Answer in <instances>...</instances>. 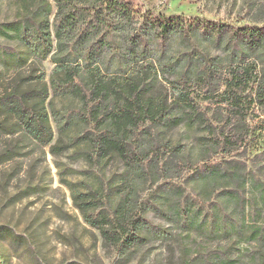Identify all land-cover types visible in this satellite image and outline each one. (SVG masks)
Masks as SVG:
<instances>
[{
	"label": "trees",
	"instance_id": "16d2710c",
	"mask_svg": "<svg viewBox=\"0 0 264 264\" xmlns=\"http://www.w3.org/2000/svg\"><path fill=\"white\" fill-rule=\"evenodd\" d=\"M19 5L0 38L25 48L30 66L49 62L53 70L48 80L43 71L0 93V137L20 136L53 156L70 151L80 160L81 171L58 166L60 182L118 261H133L151 239L163 238L147 220L161 207L184 231L212 238L238 235L251 221L264 246V181L238 152L250 139L249 110L264 113V27L191 20L186 34L184 18L142 21L125 0ZM190 34L205 51L167 59L168 45ZM209 48L226 57L212 59ZM3 59L14 61L18 75L29 62L10 46H0ZM168 71L173 96L161 80ZM201 97L218 99L213 114L202 110ZM13 155L3 150L0 166ZM254 157L263 177L264 151ZM74 173L78 178H70ZM166 178L179 185L161 182ZM205 202L222 204L226 214L215 206L210 219ZM256 260L264 264V254ZM196 262L236 264L222 253L182 264Z\"/></svg>",
	"mask_w": 264,
	"mask_h": 264
},
{
	"label": "rangeland",
	"instance_id": "374dc122",
	"mask_svg": "<svg viewBox=\"0 0 264 264\" xmlns=\"http://www.w3.org/2000/svg\"><path fill=\"white\" fill-rule=\"evenodd\" d=\"M21 0H0V27L18 17ZM141 17L142 21L159 16H180L186 34L191 20L199 23L226 24L236 30L243 26L264 27V0H125ZM1 47H12L29 62L22 69V75L13 70L14 61L3 59L0 62V93L13 82H23L31 76L46 73L47 80L53 65L32 64L25 48L16 41L0 38ZM206 45H200L191 34L178 36L166 49V57L177 58L185 53L201 54ZM212 59L226 57L219 49L209 48ZM9 69L7 66H9ZM30 66V67H29ZM173 73L165 72L161 76L168 85L170 96L174 95ZM199 104L210 114L216 111L217 98L205 100ZM57 102H60L57 100ZM62 106V103L61 105ZM252 110V109H251ZM249 110L250 139L238 151L243 156L241 162H247L249 168L258 173V179L264 181L258 172V158L254 154L264 151V113ZM5 139V140H4ZM251 142V143H250ZM247 145V147H246ZM248 150L246 148H250ZM11 150L13 158L0 166V228H10L13 236L0 234V264H182L194 262L201 257H212L222 253L236 264H260L256 257L264 254L255 234L256 226L248 221L244 231L231 237H208L197 232H187L166 217L165 208L150 211L147 220L153 227L164 232L163 238L151 239L146 247L130 262L118 261L116 251L103 245L100 234L88 226L80 212L75 209L71 193L60 182L59 169L81 171L84 165L77 161L72 152L58 156L50 154L49 148L29 143L20 136L0 137V155L5 149ZM246 149V150H245ZM247 153V155H245ZM254 157V158H253ZM203 165H201V168ZM203 170V169H201ZM77 173L70 178H78ZM169 186H177L174 178L161 181ZM177 198L170 197L174 202ZM165 200L166 208L170 206ZM194 201L198 202L194 196ZM217 206L226 214L222 204H204V213L213 217ZM262 221L264 222V216ZM1 232V229H0ZM12 237H22L19 243ZM200 264V262H196Z\"/></svg>",
	"mask_w": 264,
	"mask_h": 264
}]
</instances>
